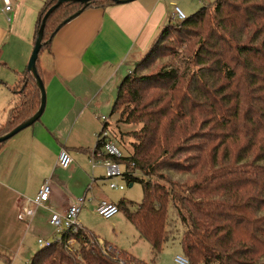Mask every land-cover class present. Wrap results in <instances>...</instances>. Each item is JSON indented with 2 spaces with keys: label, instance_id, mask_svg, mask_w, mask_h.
<instances>
[{
  "label": "trees",
  "instance_id": "16d2710c",
  "mask_svg": "<svg viewBox=\"0 0 264 264\" xmlns=\"http://www.w3.org/2000/svg\"><path fill=\"white\" fill-rule=\"evenodd\" d=\"M58 1L43 5L34 45ZM116 5L63 4L47 21L42 50L80 10ZM171 28L197 38L199 48L178 67L171 62L144 74ZM14 95L0 137L41 106L29 72L19 77ZM111 115L140 129L118 163L129 186L142 185L143 200L133 213L124 200L118 207L149 242L153 260L179 238L180 228L190 264H264V0H217L180 24H168L119 85ZM70 238L64 233L62 243L38 251L31 264H120L115 254L93 246L96 238L85 229L76 235L74 253L65 249ZM122 252L123 264H146Z\"/></svg>",
  "mask_w": 264,
  "mask_h": 264
},
{
  "label": "crops",
  "instance_id": "0c3cea01",
  "mask_svg": "<svg viewBox=\"0 0 264 264\" xmlns=\"http://www.w3.org/2000/svg\"><path fill=\"white\" fill-rule=\"evenodd\" d=\"M46 1L11 0V12L0 10V128L13 107L19 77L28 73L37 19ZM175 3L138 0L90 8L65 24L41 51L44 112L33 126L0 146V264L31 257L39 238L53 239L51 214L64 213L76 199L86 196L96 208L109 201L96 193L98 177L83 174L85 168L96 171L90 155L101 128L98 115L110 118L117 87L175 21ZM109 128L113 133L110 122ZM62 150L72 157L67 170L57 167ZM78 176L86 182L75 190ZM99 178L107 180L105 175ZM46 181L52 188L50 199L32 217L19 219Z\"/></svg>",
  "mask_w": 264,
  "mask_h": 264
},
{
  "label": "rangeland",
  "instance_id": "374dc122",
  "mask_svg": "<svg viewBox=\"0 0 264 264\" xmlns=\"http://www.w3.org/2000/svg\"><path fill=\"white\" fill-rule=\"evenodd\" d=\"M177 2L178 3H175V6L180 7L182 9L181 11L186 15V17L190 18L201 9L209 7L211 5L213 6L217 2V0H177ZM180 3H182L183 6L180 5ZM180 23L182 22L174 21L173 25H177ZM198 48L199 43L197 38L191 37L189 36V34H185V32H180L179 28H171L169 30V35L167 36V41L164 42L158 56H156L153 61L149 62L147 70L143 71V73L146 74L156 72L164 64L167 65L171 62L172 66L175 65L178 67L181 59H183L184 56L188 54L193 56ZM134 69L135 67L132 68V71ZM193 69H196V67H194ZM128 75L129 73L126 74L124 79ZM107 116H110L109 122L110 124L112 123L113 128L111 138L115 141V137H117V140H121L122 145L117 144V146L121 149L123 154H126L127 150L130 148V143L133 142V134L135 132H138L140 129L136 126L118 124V117L110 115V112ZM99 132L97 133V135L99 134ZM97 135L95 136V145L93 147V150L96 146ZM122 170L123 172L125 171L124 168ZM83 174L87 178H92L93 176L98 177L99 187L97 188L96 193L98 196H100V198L104 197L105 199H108L109 201L117 205L121 201L126 200V202H128L127 207L129 211H131L132 213L138 211L139 206L143 200V187L141 184L134 183L133 187H130L127 182L120 176L117 177L114 182L123 185L125 189L123 191L112 190L109 187L110 181L99 178L101 176L104 177L105 175V171L103 168H97L94 173L91 169L85 168L83 169ZM85 182L86 180L84 181L82 177H76L73 184L75 190L77 188L81 189ZM95 209V205H91L87 202L82 209L81 214L79 215V220L82 224V227L89 234L93 235L97 240H99V242H102L106 246H114L116 249H119V251H123L122 253L126 252V254H133L140 259V262L146 264H151L152 261H154V264H177L175 262V257H184L183 248L180 242V238L182 236L180 228H178V231L180 233L178 235L179 238L176 237L175 239L167 242L158 257L153 260L149 242L142 239L135 226H133L129 222L126 210H120V212L116 216L107 220L99 216L96 213ZM32 249H34V253L31 257H22L21 259L14 261L13 264H31L35 254L41 250L37 243L36 245L34 244L32 246Z\"/></svg>",
  "mask_w": 264,
  "mask_h": 264
},
{
  "label": "built area",
  "instance_id": "2783aa9c",
  "mask_svg": "<svg viewBox=\"0 0 264 264\" xmlns=\"http://www.w3.org/2000/svg\"><path fill=\"white\" fill-rule=\"evenodd\" d=\"M0 5H2L0 10L4 13L7 14L12 11L11 0H0ZM173 18L178 22H184L187 20L186 15L177 7L174 9ZM7 20L10 22V18ZM98 119L102 123V128L97 135L96 146L90 155L92 169L103 168L106 179L110 181L109 187L112 190L123 191L125 187L114 182L117 177L121 176L123 178L125 173V171L123 172L122 170L124 166L118 163V161L124 157L123 152L111 138L112 135L109 128V118L103 115H98ZM71 163L72 157L70 153L66 150H62L58 157L57 167L67 170ZM51 193V184L49 181H46L40 188L37 197L33 201L27 202L26 208L19 214V219L27 220V218L35 215L37 210L50 199ZM86 203L87 198L86 196H83L76 199L74 204L64 213H52L50 216V225L55 230V237L53 239L39 238L37 244L40 249L50 248L55 243H62V235L64 233H69L71 238L65 242V249L74 253L75 248L78 246L76 235L84 230L79 220V215ZM95 211L99 216L108 220L116 216L120 212V208L117 204L104 200L98 204ZM91 243L93 246L101 248L105 255L115 254L119 263H124L121 257V251L118 249L112 246H106L102 242L94 239ZM175 262L177 264H190L186 258L180 256L175 257Z\"/></svg>",
  "mask_w": 264,
  "mask_h": 264
},
{
  "label": "water",
  "instance_id": "95a60500",
  "mask_svg": "<svg viewBox=\"0 0 264 264\" xmlns=\"http://www.w3.org/2000/svg\"><path fill=\"white\" fill-rule=\"evenodd\" d=\"M99 0H59L57 2L56 5H54L53 7H51L49 9V11L46 13V15L44 16L43 20H42V24L41 27L38 31V37L37 40L35 42L34 48H33V52L28 64V68L27 71L29 73H31L38 85V88L40 90V94H41V106L40 109L38 110V112L27 122L19 125L18 127H16L13 131H11L10 133H8L5 136L0 137V144L7 142L8 140H10L11 138H13L14 136H16L17 134H19L20 132L30 128L31 126H33L36 122L39 121V119L41 118L44 109H45V104H46V91H45V86L44 83L38 73L37 70V61L39 59V54L42 50V48L44 47V45H46L47 43L43 42V38H44V30L47 24V21L49 19V17L56 11L58 10L63 4L65 3H74V4H80L85 8H87L91 3L96 2ZM117 5H123V4H128L131 2H135L138 0H113ZM80 10L79 12H77L75 15H73L72 17H70L67 21L64 22V24L69 23L70 21H72L73 19L77 18L79 15H81L83 13V10Z\"/></svg>",
  "mask_w": 264,
  "mask_h": 264
}]
</instances>
